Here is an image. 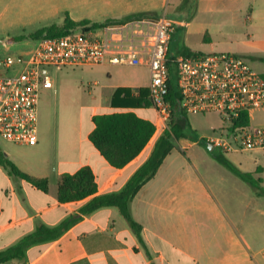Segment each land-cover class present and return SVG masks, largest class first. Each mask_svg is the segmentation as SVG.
I'll return each mask as SVG.
<instances>
[{
  "label": "crops",
  "instance_id": "crops-1",
  "mask_svg": "<svg viewBox=\"0 0 264 264\" xmlns=\"http://www.w3.org/2000/svg\"><path fill=\"white\" fill-rule=\"evenodd\" d=\"M121 5L120 15L105 20L150 14L156 6L153 0H129ZM191 7L190 20L176 19L179 24L171 38L169 58L176 57L172 53L173 40L184 32L178 55L185 48L191 53H234L264 76V0H196ZM238 24L245 32L242 44L236 45L230 28ZM193 25L203 36V46L214 48L212 51L193 49L187 44L189 27ZM217 35L227 44L217 46L221 43ZM84 68L80 84L68 78L42 91L37 145H16L0 137V152L22 172L49 181L48 192H43L9 175L0 165V253L27 237L31 241L27 248L15 251L12 259L0 264H264V196L220 164L210 154L219 152L215 147L209 151L204 148L206 144H200L201 139L211 135L202 133L187 142H179L184 138L174 141L156 175L130 204L141 226L139 233L115 207L91 214L82 212L95 196L120 192L161 137L154 136L125 167H112L90 140L95 128L93 119L125 111L113 105L118 89L129 88L137 96L148 85L122 77L121 66ZM81 87V99L70 96ZM41 102L53 111L58 105V110L64 112L63 120L39 124ZM69 107H74L78 116L75 124L65 121ZM132 111L153 125L157 119L152 107ZM149 111L154 112L153 118ZM230 154L243 153L225 156L241 171L261 178L264 186L262 166H255V160L254 166L247 165ZM85 166L92 169L98 192L80 201L60 202L57 192L61 176ZM258 168L260 173H256Z\"/></svg>",
  "mask_w": 264,
  "mask_h": 264
},
{
  "label": "built area",
  "instance_id": "built-area-1",
  "mask_svg": "<svg viewBox=\"0 0 264 264\" xmlns=\"http://www.w3.org/2000/svg\"><path fill=\"white\" fill-rule=\"evenodd\" d=\"M178 22L160 17L111 20L95 27L81 25L67 34L36 40L23 54L8 56L0 73V137L16 145L35 146L38 104L54 85L50 68L103 65L149 68L148 91L157 114L154 136L170 130L173 106L169 99L174 68L184 114H219L224 123L205 142L222 154L264 152V126L235 125L242 114L264 110V76L243 57L229 52L179 54L168 51ZM152 137V138H153Z\"/></svg>",
  "mask_w": 264,
  "mask_h": 264
},
{
  "label": "trees",
  "instance_id": "trees-1",
  "mask_svg": "<svg viewBox=\"0 0 264 264\" xmlns=\"http://www.w3.org/2000/svg\"><path fill=\"white\" fill-rule=\"evenodd\" d=\"M150 15L149 13H137L127 16L124 19H137ZM111 20L104 22H93V26L98 27ZM89 20L76 21L67 13L62 25H50L30 34L28 37L32 40L41 38H54L67 34L70 30L81 25L90 24ZM25 39L24 36L17 38ZM183 54H191L189 49H183ZM170 79L169 99L171 100L172 121L170 130L162 135L156 142L149 158L139 167L132 178L126 183L120 192L108 193L95 196L87 205L82 208L84 214H91L95 211L115 207L126 219L128 225L139 233L141 226L134 219L130 204L142 187L151 180L157 173L165 158L172 151L174 139L182 138L195 139L193 135L188 134L190 124L188 116L178 108V102L181 99L174 76V68ZM114 107L124 109L125 111L112 114L97 115L93 121L95 128L90 135V140L100 154L109 162V164L121 169L134 160L147 146L152 139L155 126L152 122L140 118L132 109L150 108L152 105L148 89L141 88L139 95L134 96L129 88L118 89L113 101ZM249 117L242 114L235 121V125H248ZM201 145L206 144L204 139L200 141ZM210 154L222 165L230 169L234 174L248 182L254 187L259 195L264 196V186L262 179L256 178L254 174L243 172L231 163L225 154L221 152H210ZM0 165L13 177L22 178L32 183L36 188L43 192H48L49 181L46 178H35L22 172L3 152H0ZM258 168L256 173H260ZM98 192V185L92 169L88 166L82 167L74 174H64L58 182V200L60 202H75L86 199ZM30 237L25 238L19 245L11 247L0 253V263L6 262L14 257V252L19 249H25L30 245Z\"/></svg>",
  "mask_w": 264,
  "mask_h": 264
},
{
  "label": "rangeland",
  "instance_id": "rangeland-1",
  "mask_svg": "<svg viewBox=\"0 0 264 264\" xmlns=\"http://www.w3.org/2000/svg\"><path fill=\"white\" fill-rule=\"evenodd\" d=\"M129 0H0V73L5 72L1 62L8 56H15L26 53L32 50L36 43L35 40L28 36L43 27L53 24L62 25L66 14L68 13L73 20H89L91 23L106 21L107 17H114L120 15L122 12V3ZM132 2L134 0H131ZM155 4V11L151 12L147 17H160L165 15L167 18L176 20L187 17L191 19L193 14L190 11L191 4H196V0H153ZM124 19V18H122ZM122 19H107V20H122ZM230 32L234 33L232 42L238 45L242 44L240 40L243 39L245 30L239 26L230 28ZM24 36L25 39L18 40L17 38ZM184 32L179 33L173 40L172 53L178 56V50L183 45ZM203 36L199 34L195 25L189 27V34L187 36V44L193 49H200L204 52H210L214 48L204 47ZM217 46L225 45L227 42H222V37L217 35ZM202 45V46H201ZM85 68H64L57 70L50 68V73L53 82L61 81L63 79H71L73 82L81 83L83 70ZM149 68L148 67H121L120 75L125 79L134 80L141 85H149ZM71 97L79 100L84 96L83 87L81 91H73L70 93ZM69 97V96H68ZM42 100V98H41ZM39 124L55 122L63 120V110H58V105H54L55 110L49 109L48 106L40 103ZM150 112V117H154V112ZM67 123L75 124L77 122V115L75 108H67L66 110ZM190 122V129L188 134L195 138L199 134L212 135L224 126L219 114L211 113L205 116L188 114ZM252 125L264 126V111H256L253 114ZM176 141L175 138H173ZM190 136L179 142H187ZM179 142L176 143L178 146ZM14 144V143H13ZM207 146V143H206ZM207 148V147H204ZM230 157L238 158L247 165L262 166L264 168V153H243L230 154Z\"/></svg>",
  "mask_w": 264,
  "mask_h": 264
},
{
  "label": "water",
  "instance_id": "water-1",
  "mask_svg": "<svg viewBox=\"0 0 264 264\" xmlns=\"http://www.w3.org/2000/svg\"><path fill=\"white\" fill-rule=\"evenodd\" d=\"M207 148H208L209 151H214V146L211 143L207 144Z\"/></svg>",
  "mask_w": 264,
  "mask_h": 264
}]
</instances>
